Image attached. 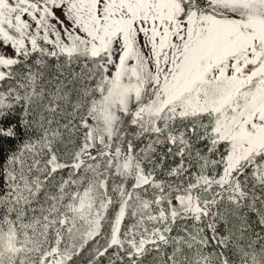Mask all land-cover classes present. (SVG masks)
Masks as SVG:
<instances>
[{"label":"snow or ice","instance_id":"obj_1","mask_svg":"<svg viewBox=\"0 0 264 264\" xmlns=\"http://www.w3.org/2000/svg\"><path fill=\"white\" fill-rule=\"evenodd\" d=\"M0 264H264V0H0Z\"/></svg>","mask_w":264,"mask_h":264}]
</instances>
